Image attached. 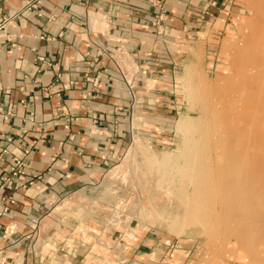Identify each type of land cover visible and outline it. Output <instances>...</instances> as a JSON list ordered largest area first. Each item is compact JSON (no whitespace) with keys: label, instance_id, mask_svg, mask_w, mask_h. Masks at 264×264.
<instances>
[{"label":"crops","instance_id":"crops-1","mask_svg":"<svg viewBox=\"0 0 264 264\" xmlns=\"http://www.w3.org/2000/svg\"><path fill=\"white\" fill-rule=\"evenodd\" d=\"M35 1L0 0V179L14 157L25 163L0 188V264H79L92 246L68 226L63 202L103 175L135 115L144 125L151 108L166 106L163 85L180 64L174 37L209 24L226 0H42L25 8ZM161 10L175 25L166 36L151 32ZM115 47L136 67L126 75L132 91L102 53ZM87 75L97 77L95 90ZM11 225L16 231L5 234Z\"/></svg>","mask_w":264,"mask_h":264},{"label":"rangeland","instance_id":"rangeland-1","mask_svg":"<svg viewBox=\"0 0 264 264\" xmlns=\"http://www.w3.org/2000/svg\"><path fill=\"white\" fill-rule=\"evenodd\" d=\"M262 2L263 0H226L220 7L221 11L217 12L212 19H209V24L203 23L196 28L195 31L187 30L188 36H184L182 33H177L178 35L175 33L177 36H175L174 39L178 41L175 43L176 47L171 46V51L175 52L178 58L176 61L180 64H178V69L172 77L174 79L173 82L167 81L165 83L167 86L163 85V87L166 88V92L164 90L163 94H165L166 99L170 101L167 102L166 106L160 107L159 109L151 108L147 114V124H142L143 122L140 114L137 116L135 115L133 127L129 134V141L125 148L120 149L116 158L111 162H109L104 155L101 156L103 163L109 162V164H104L106 166V171H104L103 175L95 179L96 183H94L86 193L79 195L76 199L65 200L62 204L64 207L63 212H65L67 219L71 220L74 224H71L70 221L67 220L69 221L68 226H73L76 230V234L82 231L83 243L86 246H92V248L86 249L82 254L79 264H259L257 256H259V259L260 257L264 259L263 247L257 246L256 252L251 251V255L247 254L246 251L248 250L244 247H239L245 245L243 244L244 242L248 244L246 241L249 239L253 240L257 238V236L259 238V231L256 232L259 230L258 227L254 232L250 233L249 236L252 238L247 236L248 240L244 239L246 236L243 238V233L239 232L240 235L237 234L238 231L234 230L236 225L234 224L235 221H233V218L240 217L250 208L246 209L242 214L245 208H240V205H242L240 204L241 201L237 200L236 202L240 204L238 206L240 209H237L239 212L233 210L230 211V214L227 213L228 215L223 216L227 211L220 206H226L224 199L231 196L229 193L231 190H227V193L222 188L221 182H217L219 183V187H217L218 184L216 185L215 181L218 180L219 177L218 181L232 178L230 173L231 170L235 168L234 170L238 171L239 168L242 172H235V176L233 177H236V180H240L239 176H243V182H246V180L249 179L248 174L246 175V169L252 168L249 167L250 164H253L251 161L253 160L252 162H255V160H258L257 157L261 154L260 152H262L260 156L264 158V145L262 143L264 139V114L262 113L264 112L261 111L264 109L262 108L264 106V92H261L262 95L259 93L260 95L257 96V98L260 100L255 98L251 104L249 103L250 106L240 101L241 99L238 95H236L235 92L233 93V91H235V89L233 90V86H237V83H239H233V81H236L238 75L241 76V68L245 67L247 63L246 60L250 57V48L252 49L250 40H252V35L250 36L248 34H252L257 27V18L255 15L258 14ZM160 17L162 19H159ZM251 24L255 26L253 31H251L253 29H251ZM151 28L153 29L151 30L152 33L166 36L170 34V30L175 29V25L174 22H170V19L166 17L165 13L161 10V12L157 13L154 17ZM249 31H251V33H249ZM247 36L251 37L248 40L250 43L246 41L248 39ZM245 49L248 52L246 53L249 55V57L246 55L248 58L244 56ZM112 50L118 52L119 60L122 61L121 66L123 67L125 78L122 77L120 73L119 74L127 84L128 80L126 79V75L128 71L131 70V66L136 71V67L129 60L130 58L126 50L121 47H115ZM108 51H111V49ZM235 53H237V55H235ZM244 58L247 59L245 60ZM235 61H237V63ZM129 79L130 84L132 82V77L130 78L129 76ZM229 79L233 80L231 81ZM224 84H226L227 87H225ZM128 88L132 91L131 85L130 87L128 86ZM226 90H231L230 93H232L229 94ZM261 91H264V89ZM223 94L227 96H223ZM229 95L233 97L230 99ZM238 98L240 100H238ZM235 99L238 100V103L233 101ZM222 100H224V103H222ZM226 102L228 106H231L232 103L233 107H229L231 108L230 110ZM235 104L238 105L236 106ZM247 105L250 107L248 116L254 113L252 110L255 108V113L253 114L256 116V119L254 117L255 120H250V117L246 116L241 117L245 118L243 121V119L241 120V118H239L240 116L237 117L236 114L239 115L242 113V108L243 111L248 110V108L245 109ZM252 105L255 106L252 108ZM256 108H260L261 113ZM234 110L237 112L235 113ZM222 111L227 113L225 114ZM257 111L263 117L259 115L257 118ZM232 113H235V115H232ZM256 113L257 115H255ZM230 115L231 117L229 118ZM235 117L238 118L237 123L240 122L238 123L239 130L238 126L234 125L237 120ZM248 118L249 121H247V123L245 120H248ZM219 120L221 121L220 123H218ZM242 121L250 126H246ZM251 121H256L254 124L261 122L259 123L260 126L254 125L253 122L250 123ZM227 122L230 125V127H228L229 130L232 128L231 124L234 122L233 125L237 128L233 127V129H237V134L242 133L243 129L245 130L247 127L249 129H247V131L245 130L243 135L240 136L239 134L238 140V135H235L234 130H230L233 132L231 135H235L234 144L237 143L236 146L244 141L243 139L245 138H242V136L245 137L247 134H253L255 133L253 132L254 130L256 133L259 131V133L256 134L258 136H256L257 138L255 137V140L258 142V138L262 137V139H259L262 146H260L261 144L259 145V142L257 143L258 145L252 143L254 140L252 141L253 138L250 139V137L254 135H248L249 137H247V139L252 141L250 143L254 147L253 149L258 152H253L252 146L248 147L249 140H247V143L244 141L247 150L246 148L243 149L245 152L247 151V153H244L245 158H248L246 159L247 161L244 157H240V159L235 158L239 153L235 154L236 152L229 153V151H227L229 147H227V142L222 138H226V134L230 135L231 133L225 131L228 128L223 130L225 126L222 125L225 124L229 126ZM221 128L223 129L221 130ZM241 129L242 131L240 132ZM217 130L218 134L216 133ZM250 130L253 131L249 133ZM219 131L221 134H219ZM205 132L208 135H206ZM205 135L206 137H204ZM221 135L222 139L220 138ZM228 137L229 136H227V138ZM232 141H229L231 142L230 144H233ZM239 145L237 147L234 145L235 149H238ZM241 145L240 147L242 148ZM232 146H230V148ZM241 151L242 154L239 155L242 156L244 151L240 150L239 152ZM229 154H235V157H233V155L231 157ZM229 156L233 158V161L235 160V163L230 160L231 158L229 159ZM255 156L256 159L254 158ZM223 157L227 160L224 161ZM261 157L258 160L259 162L263 160ZM241 158L245 160L246 164L245 162L241 164ZM238 160L241 161L239 162L240 164L236 162ZM248 160H251L250 163ZM198 161L200 163H198ZM263 161L260 162V164H263ZM233 163L235 167L232 166ZM219 164L220 166H225V169L222 168L223 166H219L221 169L218 168ZM253 165L258 166L257 163ZM255 166H253V168ZM262 166H264V164ZM207 168L209 170L212 168L213 172L212 170L209 171ZM217 168L222 170V173L221 171L219 172ZM258 169H260V167H257V171H259ZM225 170H227V172L224 174L223 171ZM257 171L255 174L256 176L253 174L255 171H253V173L250 172L253 174H251L252 176L250 175V178L255 176L252 180L261 175H258ZM197 174L201 176V179H199L201 185L197 186H200L201 189L195 188V183L192 181V176ZM221 174L224 176H221ZM232 174H234L233 171ZM245 177L246 180H244ZM259 177L261 178V176ZM262 178L264 182L263 175ZM249 180L243 184L247 186L250 184L248 183ZM252 180L251 182H253ZM204 181L206 182L204 183ZM202 183L203 187L206 189L202 188ZM210 186H212V190L209 189ZM197 190L198 192L196 193L200 197L203 196L202 194H205L202 197L203 199L197 197L198 195L194 193ZM219 190H221L222 193ZM208 191L210 192L209 194L206 193ZM211 191L212 193L214 192L215 195H210ZM194 196H196L195 199L197 198V200L194 199ZM224 196L226 198H224ZM190 197H193V199ZM209 197L212 202H210ZM191 200L195 201L192 202L193 205L190 203ZM207 200H209L210 204ZM198 201L202 202V206H198L199 209L197 207V204L199 205ZM205 201L208 205L213 206L212 208L210 206L212 211L208 206L213 214L210 213L209 210L207 211V205H204ZM219 201L222 202L220 203ZM257 205L259 207V204ZM252 206L258 208L254 204H252ZM252 206H250L251 209ZM218 208L220 210H218ZM240 210L243 211L241 212ZM202 217H204V219ZM209 217L210 222L208 220ZM224 217L225 219L226 217L232 218L234 223L226 219L229 224L226 222L227 225L225 227L226 223ZM222 223H225V228L222 226ZM230 230L233 232L230 233ZM228 234L231 235L229 236ZM234 234L237 236H234ZM236 237L238 240L235 239ZM240 239L242 245L239 243ZM254 240L258 241V239ZM213 242L214 244H212ZM135 243H139L140 247L138 249H134ZM248 253H250V251ZM252 254H256V257ZM255 258H257V260ZM262 259L259 260V262L263 263L264 261L262 262Z\"/></svg>","mask_w":264,"mask_h":264},{"label":"bare ground","instance_id":"bare-ground-1","mask_svg":"<svg viewBox=\"0 0 264 264\" xmlns=\"http://www.w3.org/2000/svg\"><path fill=\"white\" fill-rule=\"evenodd\" d=\"M260 4H261V3H260ZM259 6H260V5H259ZM255 16H256V18H257V27H256V29L254 30L255 26H254V24H251V29L253 28L251 31L254 30V32H252V34H248V35H250V36L252 35V40H250L251 43H252V44H251V45H252V46H251L252 49L250 48L251 51L249 52V53H250V54H249L250 57H249V55L246 54V53H248V52L246 51V49L248 50V48L246 47L244 56H245V57L248 56L249 59L246 60L248 57H247L246 59L244 58V59L246 60L247 63H246V65H245V64H244L245 61L243 60L244 63H242V64L245 65V67H242V66H241V67H242L241 69H242V72H243V73L240 72V73H241V76L238 75V77H239V76H240V77H239V78L237 77L236 81H233V83H236V82H239V83H237V84H238L237 86H236V85L233 86V90L235 89V91L232 90L233 93L235 92V94L238 95V97L241 99V100H240V99L238 98V100L243 101L244 103H246V104H248V105H249V103L251 104V102H253L255 98L258 99L257 96L260 95L259 93H261V92L263 93V92H264V91H261L262 89H264V80H263V79H264V78H263V77H264V0H263V2H262V5L260 6V8H259V10H258V14L255 15ZM252 18H253V17H252ZM251 21H253V20H251ZM251 21H250V22H251ZM254 22H255V21H254ZM252 25H253L254 27H253ZM247 27H248V26H247ZM248 28H250V27H248ZM251 31H249V33H251ZM242 33H243V32H242ZM244 36H246V35H244ZM247 37H248V39H247L246 41H247L248 43H250L248 40H249V38H251V37H249V36H247ZM244 39H245V38H244ZM242 40H243V39H242ZM242 40H241V41H242ZM241 43H242V42H241ZM243 44H244V43H243ZM236 46H237V45H236ZM240 46H241V45H240ZM243 46H244V45H243ZM245 46H246V45H245ZM241 47H242V46H241ZM236 51H237V50H236ZM240 51H241V50H240ZM242 51H243V49H242ZM240 53H241V52H240ZM240 53H239V54H240ZM235 55H237V53H235ZM246 55H247V56H246ZM239 57H240V56H239ZM242 57H243V56H242ZM238 60H239V59H238ZM238 60H237V61H238ZM241 60H242V59H241ZM232 61H233V60H232ZM237 61H235V62L237 63ZM243 61H242V62H243ZM238 62H239V61H238ZM231 63H232V62H231ZM239 66H240V64H239ZM232 67H233V66H232ZM234 67H237V66H234ZM238 68H239V67H238ZM243 70H244V71H243ZM238 71H239V70H238ZM240 73H239V74H240ZM233 77H234V75H233ZM226 78H227V77H226ZM228 78H229V77H228ZM233 79H235V78H233ZM233 79H229V80L232 81ZM261 79H262V80H261ZM237 80H238V81H237ZM228 83H231V82H228ZM224 85H225V87H227L226 84H224ZM229 85H231V84H229ZM229 85H228V87H229ZM232 85H233V84H232ZM234 87H236V88H234ZM220 90H221V89H220ZM217 91H218V90H217ZM226 91H227V90H226ZM230 91H231V90H228L227 92H229V94H231L232 92L230 93ZM262 93H261V95H262ZM235 94H234V95H235ZM227 95H228V93H227ZM227 95H224V94H223V96H227ZM218 97H219V96H218ZM229 97H230V95H229ZM232 97H233V96H231L230 99H231ZM221 98H222V97H221ZM263 98H264V97H263ZM263 98H262V99H263ZM222 99H223V98H222ZM224 100H225V99H224ZM224 100H222V101H223L222 103H224ZM238 100L235 99V100H233V101H234V102L236 101V103H238ZM258 100H260V99H258ZM263 100H264V99H263ZM226 101H227V99H226ZM230 102H231V101H230ZM243 102H242V103H243ZM226 103H227V102H226ZM228 103H229V100H228ZM228 103H227V106H228ZM246 104H245V105H246ZM253 104H254V103H253ZM235 105H236V104H235ZM235 105H234V108H235ZM237 105H238V104H237ZM237 105H236V106H237ZM243 105H244V104H243ZM248 105H247V107L245 108V109L248 108V110H244V111H243V108H242V113H241L242 115H241V114H239V115L236 114V115H237V117L240 116L239 118H241V117H246V116H247V117H250V120H252V119L255 120V119H256V116L253 115V114L255 113V108H253V107H254L256 104H255V105H252V108L254 109V110H252V111H254V113H253V114L251 113L250 116H248V111H249V108H250V107H249L250 105H249V106H248ZM258 105H259V104H258ZM231 106L233 107L232 103H231ZM231 106H228V108L231 107ZM256 106H257V105H256ZM238 107H239V106H238ZM258 107H259V106H258ZM234 108H233V109H234ZM262 108H264V106H263ZM230 109H231V108H229V110H230ZM256 109H257V108H256ZM227 110H228V109H227ZM229 110H228V112H229ZM237 110H238V109H237ZM257 110H258L260 113H261V111L264 112V111H263L264 109L260 111V108H259V109H257ZM212 111H214V110H212ZM246 111H247V113H246ZM252 111H251V112H252ZM258 111H257L258 115H257V113L255 114V115H257V118H258L259 115H261V114H259ZM222 112H224V111H222ZM231 112H232V111H231ZM231 112H230V113H231ZM234 112H235V110H234ZM236 112H237V111H236ZM236 112H235V113H236ZM243 112H245V113H243ZM215 113H216V112H215ZM220 113H221V112H220ZM224 113H225V112H224ZM226 113H227V112H226ZM226 113H225V114H226ZM235 113H232V115H233V114L235 115ZM217 114H218V112H217ZM217 114H216V115H217ZM246 114H247V115H246ZM262 114H264V113H262ZM252 115H253V117H252ZM214 116H215V115H214ZM214 116H213V117H214ZM261 116H262V115H261ZM261 116H260V117H261ZM263 116H264V115H263ZM263 116H262V117H263ZM227 117H228V116H227ZM230 117H231V115L229 116V118H230ZM254 117H255V119H254ZM210 118H211V117H210ZM229 118H228V119H229ZM263 118H264V117H263ZM212 119H213V118H212ZM219 119H221V118H219ZM235 119H237V120H236V124H234V125L238 126V130H239L240 128H239L238 123H240V122L237 123L238 118L235 117ZM242 119H243V121H244L245 118H241V120H242ZM225 120H226V119H225ZM239 120H240V119H239ZM259 120H260V119H259ZM207 121H208V120H207ZM207 121H206V123H207ZM231 121H232V119H231ZM243 121H242V123H244ZM247 121H249V118H248V120H245V122H247ZM215 122H216V121H215ZM220 122H221V121L219 120L218 123H220ZM224 122H226V121H224ZM252 122H253V121H251L250 123H252ZM255 122H256V121H254L253 124H254ZM258 122H259V121H258ZM203 123H204V122H203ZM208 123H209V122H208ZM227 123H228V122H227ZM227 123H226V124H227ZM233 123H234V122H233ZM233 123L231 124V125H232V128H231V129H232V131L234 130L235 135H238V136H237V140H238V139H239V134H240V136L243 135V132H244L245 130L247 131L248 127H247V129H245V130L243 129V131H242V129H241L240 132L242 131V133L237 134V133H238V131H236L237 129H233V127H234ZM242 123H241V124H242ZM247 123H248V122H247ZM259 123H261V122H259ZM259 123H258V124H254V125H257V126H258ZM211 124H212V122H211ZM223 124H224V123H223ZM244 124H245L246 126L249 125V124H246V123H244ZM208 125H209V124H208ZM217 125H218V124H217ZM228 125H229V123H228ZM242 125H243V124H242ZM205 126H206V125H205ZM212 126H213V124H212ZM222 126H225V127H224V129L221 128V130H222V129L225 130V129H227L228 127H230V125L227 126V125H225V124L222 125ZM243 126H244V125H243ZM246 126H245V127H246ZM249 126H250V125H249ZM259 126H260V125H259ZM207 127H209V126H207ZM207 127H206V129H207ZM215 127H216V126H215ZM240 127H241V126H240ZM261 127H262V124H261ZM261 127H260V128H261ZM234 128H237V127H234ZM241 128H242V127H241ZM263 128H264V127H263ZM206 129H205V130H206ZM216 129H217V128H216ZM216 129H215V130H216ZM231 129H230V130H231ZM250 129H251V128H250ZM209 130H210V129H209ZM215 130H214V131H215ZM230 130H229V128H228V129L225 130V131H226V132H228V131L231 132ZM248 130H249V129H248ZM253 130H254V129H253ZM253 130H250L249 133H250L251 131H253ZM225 131H224V132H225ZM208 132H209V131H208ZM236 132H237V133H236ZM253 132H255V133H253V134L250 133V135H254L253 137H250V139L253 138V139H252V141L254 140L253 142L250 141V139H247V137L250 136L249 134L246 133L247 136H245V137L242 136V138H245V139H246V140L243 139L246 143H247V140H249V142H248V143H249V146H248V147L252 146V144H251L250 142L255 143V144H257V143L259 142V145L261 144L260 146H262V143H263V145H264V139H263L262 143H261L260 140H259V139H262V137H261V138H260V137L258 138V142H257V140H255V137L258 136V135H256V134H258L259 131H257L258 133H256L255 130H254ZM205 133H206V132H205ZM214 133H215V132H214ZM216 133L218 134V130H217ZM232 133H233V132H231L230 135H229V134H226V138H225V137H222V135H221L220 138L222 137L223 140L227 142V147H229L227 151H229V153H234V152H236L235 154H238V153H239V154H242V151H241V152H239V151H240V150H243V151H244L245 148H246V150H247V147H245V146H246V143H245L244 141H242V142H241L242 145L240 144V145L242 146V148H241L240 145L238 144V145H239L238 149H237V148L235 149L234 145L236 146L237 143L234 144V141H235V138H234V137H235V135H234V136L231 135ZM219 134H221L220 131H219ZM260 134H261V133H260ZM263 134H264V133H263ZM206 135H208V134L206 133ZM206 135H205L204 137H206ZM248 135H249V136H248ZM212 136H213V135H212ZM227 136H229V137L227 138ZM204 137H203V138H204ZM216 137H218V136H216ZM211 138H212V137H211ZM222 138H221V139H222ZM233 138H234V139H233ZM256 138H257V137H256ZM226 139L229 140V141H232V140H233V141H232L233 144H230L231 142L227 141ZM217 140H218V139H217ZM240 140H241V139H240ZM202 141H203V140H202ZM212 141H213V140H212ZM255 141H256V142H255ZM204 142H205V139H204ZM226 142H225V143H226ZM228 142H229V144H228ZM236 142H237V141H236ZM243 143H244V144H243ZM209 144H210V143H209ZM216 144H217V142H216ZM216 144H215V145H216ZM205 145H206V144H205ZM223 145H224V144H223ZM223 145H222V146H223ZM232 145H233V146H232ZM238 145H237V146H238ZM243 145H244V147H243ZM247 145H248V144H247ZM257 145H258V144H257ZM219 146H220V145H219ZM230 146H232V147L230 148ZM237 146H236V147H237ZM263 147H264V146H263ZM232 148H234V149L237 150V151H235V150L232 149ZM240 148H241V149H240ZM243 148H244V149H243ZM253 148H254V147L252 146V149H253ZM255 148H256V147H255ZM135 149H136V148H135ZM200 149H204V148H200ZM200 149H199V150H200ZM213 149H214V148H213ZM230 149H231V150H230ZM250 149H251V148H250ZM250 149H249V150H250ZM233 150H234V151H233ZM238 150H239V151H238ZM253 150H254V149H253ZM253 150H252V151H253ZM257 150H258V149H257ZM230 151H231V152H230ZM255 151H256V150H254L253 152H255ZM256 152H258V151H256ZM244 153H247V151H246V152L244 151V152H243V155H244ZM249 153H250V151H249ZM260 153L262 154V152H260ZM235 154H234V155H233V154H229V155H230L231 157H232V155H233V157H235ZM239 154H238V155H239ZM254 154H255V153H254ZM261 154H260V155H261ZM238 155H236L237 157H235V158L240 159V157H244L245 160L248 159L247 157L245 158V155H244V156H243V155H242V156H241V155L238 156ZM252 155H253V154H252ZM260 155H259V157H257L258 160H259V158L261 157ZM230 156H229V159L231 158ZM247 156H248V154H247ZM238 157H239V158H238ZM198 158H199V157H198ZM223 158H224V157H223ZM235 158H234V159H235ZM254 158L256 159V156H255ZM261 158H263V156H262ZM200 159H203V158H200ZM232 159H233V158H231L230 160H231L232 162L235 163V160L233 161ZM244 159L241 158V161H242V162L239 161V160L236 161V162H237L238 164H240L239 162H241V164H243V163L245 162ZM225 160H227V159L224 158V161H225ZM258 160H255V162H252L253 160H252V161L250 160L251 163H253V164L257 163L258 166H255V165H253V164H250V166H249L248 163H247V165H248L249 167H252V168H253V166H255L256 168L254 167V168H253L254 170H253L252 168H248V170L245 168L246 171H247V173H246V172H245V173H246V175L248 174L249 179H250V180L248 179V180H249L248 183H250L251 186H250V184H248V183H247V184H248L247 186L244 185V184L248 181V180H246V177H245V179H244V180H246V182H245V181L243 182V176H242V177L239 176V178H240L241 181H240V180H236L237 178H236V177H233V176H235V172H242V170L239 169V168H238V171L234 170L235 168H234L233 170H231L230 173H231V177H232V178L223 179V178H224V177H223V178H222L223 181H218L220 177L218 178V177L216 176V177L218 178V180H215V181H216V185L218 184L217 187H219V183L221 182V184H222V188L224 189V191H226V192H227V190H231V192L233 191L232 194H231V192H229L230 195H231L230 197L226 198V197L224 196V198H226V199H224V200H225L224 202H225L226 206L224 205L225 207H222V206H220V207H221V208H225L224 210H226L227 212H226V214H223V216H224V215H225V216L228 215L227 213L230 214V213H231L230 211L237 210V209H240V208H245L244 211L242 210L243 212L240 210V211L242 212V214H243V213L246 211V209H249V208H250V209H249L250 211L247 210V211L245 212V214L241 215L240 217L233 218L234 220H233L232 218H230V217H229V218L226 217V219H227L229 222L234 223L233 221H235L234 224H235L236 226H235V229H234V228H233V229L236 230V231H238L237 234H240L239 232L243 233V234H242V235H243V238L246 236V238H244V239H246V240H248V237H250V236H249L250 233L254 232V230L258 227L259 230H257L256 232L259 231L258 234H259L261 237L259 236V238H258V236H257V238H254V239H258V241L254 240V239H253L254 241H253L252 239H251V240H252V241H251V240L249 239V240H250V242H249V240L246 241V240L242 239L243 241H246L248 244H246V243L244 242L243 244H245V245H243V246H239V247H242V248L244 247L246 250H248V251H246V252H247V254H250V255H251V251H252V252H256L257 246H259V247H263V249H264V182H263V178H262V175H263V177H264V174H262V173H264V171H263V170H264V166H262L264 163H263V164H260V162H262V161L264 160V158H263V160L261 159L262 161H260V162H259ZM201 161H202V160H201ZM246 161H247V160H246ZM250 161L248 160L249 163H250ZM202 162H203V161H202ZM263 162H264V161H263ZM193 163H194V162H193ZM198 163H200V162L198 161ZM234 163H233V165H232L233 167H235V166H234V165H235ZM196 164H197V163H196ZM201 164H203V163H201ZM211 164H212V163H211ZM211 164H210V165H211ZM215 164H216V163H215ZM230 164H231V162H230ZM245 164H246V162H245ZM259 164H260V165H259ZM198 165H199V164H198ZM198 165H196V166H198ZM206 165H207V164H206ZM206 165H205V166H206ZM251 165H253V166H251ZM207 166H208V165H207ZM219 166H220V164L218 165V168H220V167L223 166V165H221L220 167H219ZM228 166H229V165H228ZM236 166H237V165H236ZM242 166H243V165H242ZM248 166H247V167H248ZM209 167H211V166H209ZM237 167H238V166H237ZM245 167H246V165H245ZM257 167H258V168L260 167V169H258L259 171L261 170L260 172L257 171ZM261 167H263V168H261ZM200 168H201V167H200ZM218 168H217V170H219ZM222 168L225 169V166H223ZM197 169H198V168H197ZM207 169H208V168H207ZM220 169H221V168H220ZM245 169H244V170H245ZM251 169H252V170H251ZM255 169H256V170H255ZM194 170H195V169H194ZM208 170H209V169H208ZM210 170H212V168H211ZM210 170H209V171H210ZM214 170H215V168H214ZM229 170H230V168H229ZM195 171H196V170H195ZM199 171H200V170H199ZM209 171H206V172H209ZM220 171H221V173H222V170H219V172H220ZM232 171H233L234 174H232ZM253 171H255V173H253ZM256 171L258 172V173H257L258 175L261 174V175H259V176H261L262 179H261L259 176H257L256 179H254V180H255V183H254V180H252V179L256 176V175H255V174H256ZM212 172H213V170H212ZM214 172H215V171H214ZM217 172H218V171H217ZM223 172H224V174H225V172H227V170H225V171H223ZM228 172H229V171H228ZM250 172H252L255 176H253L252 178H250V175L252 174V173H250ZM215 173H216V172H215ZM230 173H229V174H230ZM245 173H244V174H245ZM212 174H214V173H212ZM216 174H218V173H216ZM253 174H252V175H253ZM193 175H194V174H193ZM222 175H223V174H221V176H222ZM236 175H237V174H236ZM252 175H251V176H252ZM191 176H192V175H191ZM218 176H219V175H218ZM223 176H224V175H223ZM227 176H228V175H227ZM200 177H201V176H200L199 174H197V175H195V176H192V181L195 183V188H196L198 185H201V184H200V181H199V179H201ZM208 178H210V177H208ZM241 178H242V179H241ZM214 179H215V178H214ZM188 180H189V179H188ZM251 180H252L253 182H251ZM261 180H262V181H261ZM206 181H207V180H206ZM206 181H204V183H205ZM212 181H213V180H212ZM193 182H192V183H193ZM201 182H202V180H201ZM217 182H219V183H217ZM240 182H241L242 184H241ZM243 183H244V184H243ZM252 183H253V184H252ZM208 184H211V183H208ZM221 184H220V185H221ZM186 185H187V184H186ZM191 185H192V184H191ZM193 185H194V184H193ZM204 185H206V184H204ZM211 185H212V184H211ZM187 186H188V185H187ZM198 188H200V186L197 187V189H198ZM202 188H205V187H203V183H202ZM211 188H212V186H210L209 189L212 190ZM192 189H193V188H192ZM200 189H201V188H200ZM205 189H206V188H205ZM207 190H208V189H207ZM213 190H215V189H213ZM217 190H218V189H217ZM217 190H216V191H217ZM200 191H201V190H200ZM203 191H205V190H203ZM219 191H221V190H219ZM192 192H194V191H192ZM196 192H198V190L195 191L194 193L197 194ZM203 193H205V192H203ZM206 193L209 194L210 192L208 191V192H206ZM221 193H222V191H221ZM227 193H228V192H227ZM227 193H226V195H227ZM199 194H200V192H199ZM212 194H214V192L212 193V191H211V194H210V195H212ZM217 194H218V191H217ZM223 194H224V192H223ZM192 195H193V194H192ZM197 195H198V194H197ZM202 195L204 196L205 194H202ZM214 195H215V194H214ZM203 196H202V197H203ZM216 196H217V195H216ZM195 197H196V196H194V199H195ZM197 197L202 198V197H200L199 195H198ZM190 198L193 199V197H190ZM199 198H198V199H199ZM207 198H208V197H207ZM216 198H217V197H216ZM222 198H223V197H222ZM188 199H189V198H188ZM202 199H203V198H202ZM205 199H206V196H205ZM205 199H204V200H205ZM195 200H197V198H196ZM209 200H210V202H212L211 199H210V197H209ZM209 200H207V201L209 202ZM237 200H240V201H241L240 204H242V205L238 204V203L236 202ZM216 201H217V200H216ZM222 201H223V200H222ZM222 201H221V202H222ZM192 202H195V201H192V200H191L190 203H192ZM210 202H209V204H210ZM214 202H215V201H214ZM214 202H213V203H214ZM219 202H220V201H219ZM221 202H220V203H221ZM196 203H197V201H196ZM198 203H199V205L197 204V207H198V206H199V207L202 206V204H201L202 202H201V201H198ZM211 204H212V203H211ZM252 204L256 205L257 207H258L257 204H259V207H258V208H255V206H252ZM261 204H262V205H261ZM192 205H193V203H192ZM194 205H195V204H194ZM204 205H207V211L209 210L210 206H211V208L213 207L212 205H208V203H206V201H205V204H204ZM213 205H214V204H213ZM215 205H217V204H215ZM220 205H221V204H220ZM239 205H240V208L238 207ZM190 206H191V205H190ZM208 206H209V208H208ZM218 206H219V205H218ZM247 206H248V207H247ZM250 206H252V209H251ZM194 207H195V206H194ZM199 207H198V209H199ZM253 207H254L255 210L253 209ZM202 208H203V207H202ZM211 208H210V210H211ZM216 208H217V207H216ZM188 209H189V208H188ZM196 209H197V208H196ZM201 210H202V209H201ZM210 210H209V212L212 213V212H211L212 210H211V211H210ZM216 210H217V209H216ZM218 210H220V209L218 208ZM222 210H223V209H222ZM222 210H221V211H222ZM203 211H204V210H203ZM203 211H202V212H203ZM191 212H193V211H191ZM191 212H190V213H191ZM209 212H208V213H209ZM213 212H214V211H213ZM217 212H218V211H217ZM217 212H216V213H217ZM219 212H220V211H219ZM237 212H239V211L237 210ZM203 213H205V212H203ZM203 213H202V214H203ZM216 213H215V214H216ZM221 213H222V212H221ZM191 214H192V213H191ZM205 214H206V213H205ZM205 214H204V216H205ZM212 214H213V213H212ZM212 214H211V215H212ZM215 214H214V215H215ZM192 215H193V214H192ZM206 215H208V214H206ZM216 215H217V214H216ZM229 216H230V215H229ZM202 218L204 219V217H202ZM205 218H206V217H205ZM187 219H188V218H187ZM224 219H225V217H224ZM226 219H225V223L227 222ZM229 219H231V220H229ZM208 220H209V222H210V217H209ZM232 220H233V221H232ZM211 221H212V220H211ZM213 221H214V220H213ZM191 222H192V221H191ZM225 223H224V224H225ZM227 223H228V222H227ZM227 223L225 224V227H226ZM214 224H215V222H214ZM214 224H213V225H214ZM222 224H223V223H222ZM224 224L222 225L223 227H224ZM228 224H229V223H228ZM215 225H216V224H215ZM208 226H209V225H208ZM211 226H212V225H211ZM222 226H221V227H222ZM225 227H224V228H225ZM259 227H260V228H259ZM211 229H212V228H211ZM221 229H222V228H221ZM214 230H215V229H214ZM223 230H224V229H223ZM231 230H232V227H231ZM231 230H230V233L233 232V231L231 232ZM208 231H209V230H208ZM221 231H222V230H221ZM216 232H217V230H216ZM216 232H215V233H216ZM211 233H213V232H211ZM217 233H218V232H217ZM213 234H214V233H213ZM215 235H217V234H215ZM215 235H214V236H215ZM228 235H229V234H228ZM230 235H231V234H230ZM230 235H229V236H230ZM240 235H241V234H240ZM209 236H210V235H209ZM232 236H233V235H232ZM234 236H237V235L234 234ZM238 236H239V235H238ZM247 236H248V237H247ZM222 237H224V236H222ZM239 237H240V236H239ZM211 238H212V237H211ZM213 238H214V237H213ZM219 238H221V237H219ZM224 238H225V237H224ZM240 238H241V237H240ZM250 238H252V237H250ZM235 239L238 240L237 237H236ZM259 240H260V241H259ZM237 242H239V241H237ZM241 242H242V241H241V239H240V242H239V243L242 245ZM251 242H253V243L255 242L256 244H255V243L253 244V243H251ZM212 244H214V242H213ZM240 244H239V245H240ZM222 245H223V243H222ZM220 247H222V246H220ZM217 249H218V248H217ZM258 249H259V248H258ZM249 251H250V253H248ZM250 255H248V256H250ZM252 255H254V254H252ZM254 256L256 257V254H255ZM257 257H258V263H259V264H264V262H263L264 259H262L263 257H262V258L260 257V259H259V256H257ZM255 259L257 260V258H255ZM255 259H254V260H255ZM261 259H262V262H263V263L259 262V260H261ZM256 260H255V261H256ZM220 261H221V260H220Z\"/></svg>","mask_w":264,"mask_h":264},{"label":"built area","instance_id":"built-area-1","mask_svg":"<svg viewBox=\"0 0 264 264\" xmlns=\"http://www.w3.org/2000/svg\"><path fill=\"white\" fill-rule=\"evenodd\" d=\"M41 1L42 0H36L33 3H27L25 5V8L28 10L37 9V7L40 5ZM37 15L41 16V14L39 12L37 13ZM159 19H162V18L160 17ZM102 53L110 59V61L113 63V65L117 69L118 73H120L122 75V77L125 78V73L123 71V67L121 66L122 61L119 60L118 52H115V50L108 51V50L102 49ZM120 54H122V53H120ZM40 61H42V60L40 59ZM87 80H89L92 83V87L95 90L98 86L97 78L96 77L90 78L87 75ZM127 85L130 87L129 82L127 83ZM24 168H25L24 161L21 158L14 157L13 158V165L10 168L9 176L6 178L0 179V184H1L0 188L3 187V182L10 181L12 178H15L19 175L24 174ZM9 203L13 204L14 201L11 198H9ZM4 211H7V208H4ZM15 231H16L15 226L11 225L9 227V230H5V234H13Z\"/></svg>","mask_w":264,"mask_h":264}]
</instances>
